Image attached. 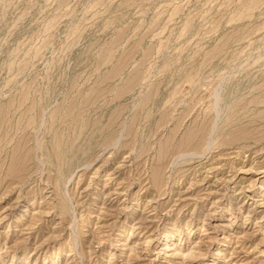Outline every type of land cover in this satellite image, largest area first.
Listing matches in <instances>:
<instances>
[{"label": "rangeland", "instance_id": "374dc122", "mask_svg": "<svg viewBox=\"0 0 264 264\" xmlns=\"http://www.w3.org/2000/svg\"><path fill=\"white\" fill-rule=\"evenodd\" d=\"M0 264H264V0H0Z\"/></svg>", "mask_w": 264, "mask_h": 264}]
</instances>
